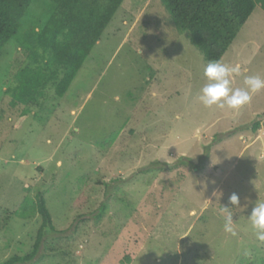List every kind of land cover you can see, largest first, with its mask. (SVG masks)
<instances>
[{
	"label": "rangeland",
	"instance_id": "rangeland-1",
	"mask_svg": "<svg viewBox=\"0 0 264 264\" xmlns=\"http://www.w3.org/2000/svg\"><path fill=\"white\" fill-rule=\"evenodd\" d=\"M52 10L33 0L0 51V264L31 251L39 194L54 230L30 264H264L248 219L264 201V89L238 111L205 108L209 61L160 0H124L62 96L50 82L12 106ZM218 61L239 65L234 89L264 79L259 5Z\"/></svg>",
	"mask_w": 264,
	"mask_h": 264
},
{
	"label": "trees",
	"instance_id": "trees-1",
	"mask_svg": "<svg viewBox=\"0 0 264 264\" xmlns=\"http://www.w3.org/2000/svg\"><path fill=\"white\" fill-rule=\"evenodd\" d=\"M53 10L38 30L28 53L29 64L16 72L9 90L12 106L36 100L50 83L62 96L124 0H48ZM177 30L188 34L208 61H218L256 5L264 0H160ZM33 0H0V51L18 33ZM7 93V92H6ZM259 123H253V129ZM34 209L42 224L31 251L12 255L2 264H30L36 257L46 229L54 230L45 198L38 195ZM105 205H101L103 211ZM24 214V212H21Z\"/></svg>",
	"mask_w": 264,
	"mask_h": 264
},
{
	"label": "clouds",
	"instance_id": "clouds-1",
	"mask_svg": "<svg viewBox=\"0 0 264 264\" xmlns=\"http://www.w3.org/2000/svg\"><path fill=\"white\" fill-rule=\"evenodd\" d=\"M240 74L239 65L229 67L220 61H209L204 75L207 83L201 89L199 100L205 108H219L238 111L249 104L252 95L264 89V79L260 76H248L244 79V88H232L230 77ZM240 198L233 193L229 197V205L237 206ZM230 206H221L225 216L224 231L235 235L233 228V213ZM254 235L258 241L264 242V201H257L248 216Z\"/></svg>",
	"mask_w": 264,
	"mask_h": 264
}]
</instances>
